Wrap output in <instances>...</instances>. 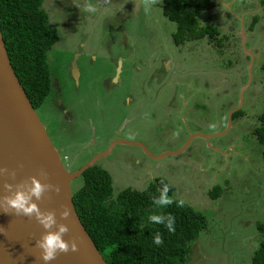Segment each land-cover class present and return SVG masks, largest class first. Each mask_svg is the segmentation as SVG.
<instances>
[{"label":"rangeland","instance_id":"obj_1","mask_svg":"<svg viewBox=\"0 0 264 264\" xmlns=\"http://www.w3.org/2000/svg\"><path fill=\"white\" fill-rule=\"evenodd\" d=\"M256 2L239 13L242 0H222L204 12L224 18L229 46L222 53L205 39L175 45L176 23L163 14L162 0H151L148 14L145 0L43 2L60 34L48 54L53 90L37 108L48 134L61 156L70 152V170L119 139L140 142L153 155L181 150L155 159L141 146L118 143L96 164L112 174L115 193L164 176L175 197L207 215L187 264H253L258 246L264 163L250 131L262 105L254 67L264 33L247 28ZM234 106L246 117L230 123ZM71 184L80 188L82 177ZM214 185L222 187L215 198Z\"/></svg>","mask_w":264,"mask_h":264},{"label":"trees","instance_id":"obj_2","mask_svg":"<svg viewBox=\"0 0 264 264\" xmlns=\"http://www.w3.org/2000/svg\"><path fill=\"white\" fill-rule=\"evenodd\" d=\"M244 1L246 0H242V8V4L237 7L239 13L253 7L254 0H249V3ZM43 2L44 0H0V25L8 55L36 110L47 102L53 90L54 75L48 54L60 37ZM221 2L222 0H162L163 14L176 23V29L172 32L174 44L179 46L187 41L205 39L218 52L227 50L229 44L225 42L229 35L222 31L224 18L215 14L203 16L204 12L220 6ZM257 2L259 12L251 14L247 28L250 32L255 30L264 33V14H261L264 12V0ZM215 19H218L219 25L214 22ZM261 47L262 51H259L260 57L254 68L258 67L260 74L256 76L261 80L262 97L259 104L262 105L256 107L258 110L253 116L255 124L250 132L255 136L256 154L264 163V41ZM232 117L235 121L246 117L245 109L239 108L233 112ZM70 155L67 151L62 155L63 158L67 156L68 164L71 161ZM80 177L83 184L73 190L75 207L107 264H187L191 261L196 253V240L209 225L208 217L189 203L184 202L182 206H178L176 201L181 199L174 196L176 188L167 178L157 176L144 188L128 186L115 193L112 174L105 167L95 163ZM164 187L168 188V196L173 199V203L158 207L152 203V197L159 196ZM221 188L214 185L209 191L210 196H220ZM153 214L173 216L175 231L168 232L163 224L150 222L148 217ZM255 226L260 238L258 246L255 245L257 248H253L252 263L264 264V221ZM156 232L163 237L164 242L160 246L152 242ZM203 252L205 256V251Z\"/></svg>","mask_w":264,"mask_h":264},{"label":"water","instance_id":"obj_3","mask_svg":"<svg viewBox=\"0 0 264 264\" xmlns=\"http://www.w3.org/2000/svg\"><path fill=\"white\" fill-rule=\"evenodd\" d=\"M235 108L230 112V123L233 112L240 107ZM199 135L203 134H192ZM118 143L141 146L155 159L181 151L153 155L140 142L119 139L96 153L80 168L68 169L13 68L0 25V168L16 169L14 179L0 174V264H43L38 259L40 250L36 245L48 230L38 223L34 215L28 217L16 214L14 210L4 212L2 207L3 197L10 194L4 187L5 181L13 185L14 191L17 184L29 181L32 176H37L44 183L60 185L59 192L46 191L35 202L43 212L54 211L57 224H68L69 232L65 234V239H75L79 244L78 252L60 253L49 264H107L77 213L71 183ZM42 172L47 175H42ZM65 206L72 209L68 218L60 215ZM55 228L56 225H53V230Z\"/></svg>","mask_w":264,"mask_h":264},{"label":"clouds","instance_id":"obj_4","mask_svg":"<svg viewBox=\"0 0 264 264\" xmlns=\"http://www.w3.org/2000/svg\"><path fill=\"white\" fill-rule=\"evenodd\" d=\"M151 7V0H145L143 8L145 14L150 13ZM118 10L121 9H117L116 11ZM84 11L92 13L95 12L96 9L94 7H86ZM133 11H135V6ZM62 159L64 160L63 157ZM66 167L69 169L70 166L66 165ZM0 174L10 176L14 179L16 177V169H10L5 166L0 168ZM41 174L47 175L46 172H42ZM25 184L27 185L26 190ZM4 187L10 193L3 197L2 207L4 212L14 210L16 214H22L28 217L34 215L38 223L42 225L44 229L48 230L42 234L36 245L40 250L38 259L43 261V264H49V262L53 261L60 253L79 251V244L75 239H65V234L69 232V225L66 223L57 224L56 213L54 211H41L38 204L35 202L39 200L46 191L59 192L60 185L44 183L37 176H32L29 178V181H22L20 184H17L14 191H12L13 185L7 181H5ZM152 203L158 207L172 204L173 199L168 196V188L164 187L160 191L159 196L152 197ZM176 203L178 206H182L184 201L177 200ZM60 215L64 218L70 217L72 215L71 207L65 206L60 212ZM148 219L152 223L163 224L168 232L175 231V219L171 215L164 216L153 214L150 215ZM53 225H56L54 230ZM152 242L157 246L163 244V237L159 232L154 234Z\"/></svg>","mask_w":264,"mask_h":264},{"label":"built area","instance_id":"obj_5","mask_svg":"<svg viewBox=\"0 0 264 264\" xmlns=\"http://www.w3.org/2000/svg\"><path fill=\"white\" fill-rule=\"evenodd\" d=\"M64 160L67 162V156L64 157ZM67 166H70L68 163H66Z\"/></svg>","mask_w":264,"mask_h":264},{"label":"crops","instance_id":"obj_6","mask_svg":"<svg viewBox=\"0 0 264 264\" xmlns=\"http://www.w3.org/2000/svg\"><path fill=\"white\" fill-rule=\"evenodd\" d=\"M162 81H165V80H162Z\"/></svg>","mask_w":264,"mask_h":264}]
</instances>
